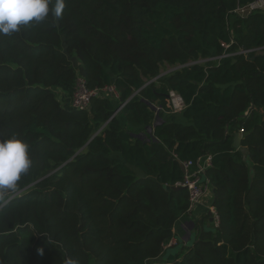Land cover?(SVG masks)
<instances>
[{
	"label": "trees",
	"instance_id": "trees-1",
	"mask_svg": "<svg viewBox=\"0 0 264 264\" xmlns=\"http://www.w3.org/2000/svg\"><path fill=\"white\" fill-rule=\"evenodd\" d=\"M252 1L65 0L0 35V140L32 160L0 202V264H264V12L233 14ZM80 76L120 99L72 110ZM171 91L186 108L155 125ZM208 156L220 225L166 261L189 215L182 164Z\"/></svg>",
	"mask_w": 264,
	"mask_h": 264
},
{
	"label": "clouds",
	"instance_id": "clouds-1",
	"mask_svg": "<svg viewBox=\"0 0 264 264\" xmlns=\"http://www.w3.org/2000/svg\"><path fill=\"white\" fill-rule=\"evenodd\" d=\"M64 9L65 0H0V35L16 33L22 25L44 21L50 14L59 20ZM31 166L27 143L15 134L0 140V202H7L18 191Z\"/></svg>",
	"mask_w": 264,
	"mask_h": 264
},
{
	"label": "built area",
	"instance_id": "built-area-1",
	"mask_svg": "<svg viewBox=\"0 0 264 264\" xmlns=\"http://www.w3.org/2000/svg\"><path fill=\"white\" fill-rule=\"evenodd\" d=\"M264 12V0H253L251 3L245 6H238L233 14L240 18H247L252 14ZM248 52L242 51L241 54H247ZM155 81V80H154ZM111 98L119 100L120 95L114 86H106L103 88L90 89L87 85V81L83 77H79L76 83L75 92L70 102V108L74 111H86L90 109L91 103L95 98ZM168 108L172 114L182 113L186 106L181 96L171 91L168 97ZM125 104H122L119 111L123 109ZM161 110V108H160ZM248 113H246L247 115ZM243 135L244 131L239 132ZM185 168L184 179L178 183L176 187L187 190L189 194V213H192L202 202L205 194L208 190V181H206L205 174L212 165V158L208 156L200 159L197 162L188 161L182 164ZM213 219V224L218 228L220 225V219L217 211L214 207L210 210ZM173 245V240L166 248Z\"/></svg>",
	"mask_w": 264,
	"mask_h": 264
},
{
	"label": "crops",
	"instance_id": "crops-1",
	"mask_svg": "<svg viewBox=\"0 0 264 264\" xmlns=\"http://www.w3.org/2000/svg\"><path fill=\"white\" fill-rule=\"evenodd\" d=\"M163 111V110H162ZM168 114L163 112L156 113V121L155 125L162 123L166 120H170L171 118H168ZM181 117L178 118L180 122H184L182 115H179ZM158 119V120H157ZM155 126L144 128V131H147V129H150V134L153 133V129ZM136 137L144 139L145 138V132L137 134ZM141 175V174H138ZM141 177V176H140ZM213 192L210 186H208V190L205 194L204 199L202 200L201 204L192 211V213H189L188 216L182 217L179 219V221L176 223L173 233H174V239H173V245L169 246L165 249L164 254V260L166 261H174L182 252V250L174 249L175 247H182L183 249L187 246H189L193 239L196 232L197 224L201 227H204L205 229H211L209 227V224L212 225V216H211V208L213 207ZM173 250V252L170 254L169 251Z\"/></svg>",
	"mask_w": 264,
	"mask_h": 264
},
{
	"label": "rangeland",
	"instance_id": "rangeland-1",
	"mask_svg": "<svg viewBox=\"0 0 264 264\" xmlns=\"http://www.w3.org/2000/svg\"><path fill=\"white\" fill-rule=\"evenodd\" d=\"M177 69H179V68H178V67L165 66V67L162 68L161 72H162V75H165V74L171 73L172 71H175V70H177ZM152 105H153V107H152V106H151V107L156 111L157 114H158V113H163V112H162V109L160 110V106H158L157 104H152ZM165 113L171 114L170 112H165ZM157 120H158V119H157ZM150 132H151L150 129H147V131H145V138H147V134L149 135ZM145 138H144V139H145ZM209 227H211L212 229L217 228L213 223H212V225L209 224ZM174 249H177V250H176V253H177L178 250L180 251V250H182L183 248H182V247H175ZM172 252H173V250H170V251H169L170 254H171Z\"/></svg>",
	"mask_w": 264,
	"mask_h": 264
},
{
	"label": "water",
	"instance_id": "water-1",
	"mask_svg": "<svg viewBox=\"0 0 264 264\" xmlns=\"http://www.w3.org/2000/svg\"><path fill=\"white\" fill-rule=\"evenodd\" d=\"M169 97V96H168ZM150 105L153 107V105L150 103ZM90 110V109H89ZM119 113V109L116 111L115 115ZM233 147L240 151L242 154H244L245 156L248 155V149L247 148H244L242 146V135L238 132L235 134V137H234V142H233ZM182 171L183 173H185V168L184 166L182 165ZM176 190L178 189H183V188H180V187H175ZM212 222H213V219H212Z\"/></svg>",
	"mask_w": 264,
	"mask_h": 264
}]
</instances>
